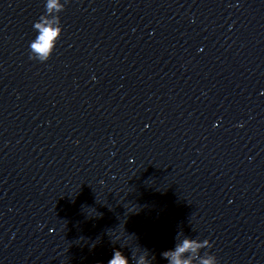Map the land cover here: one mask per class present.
<instances>
[{"label": "clouds", "instance_id": "9594fccd", "mask_svg": "<svg viewBox=\"0 0 264 264\" xmlns=\"http://www.w3.org/2000/svg\"><path fill=\"white\" fill-rule=\"evenodd\" d=\"M66 3L67 0H64V3H60V0H46L45 13L33 24L38 35L30 42V58L45 62L51 57L62 34L59 13L64 11ZM175 240L173 249L161 253L168 264H219L214 254L207 252L204 255L200 254L201 249L212 247L209 240L192 239L183 233H178ZM113 252V257L108 264H129V258L125 257L121 250L114 249ZM137 252L139 255L136 252L133 253L135 264H152L155 259L154 255L151 259L149 258L150 253L147 249L143 251L137 249Z\"/></svg>", "mask_w": 264, "mask_h": 264}]
</instances>
